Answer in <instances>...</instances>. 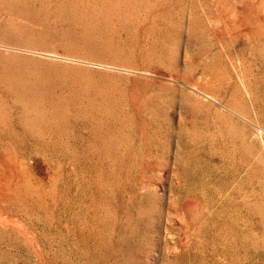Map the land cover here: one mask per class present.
I'll use <instances>...</instances> for the list:
<instances>
[{
    "label": "rangeland",
    "instance_id": "obj_1",
    "mask_svg": "<svg viewBox=\"0 0 264 264\" xmlns=\"http://www.w3.org/2000/svg\"><path fill=\"white\" fill-rule=\"evenodd\" d=\"M263 146L264 0H0V264H264Z\"/></svg>",
    "mask_w": 264,
    "mask_h": 264
},
{
    "label": "bare ground",
    "instance_id": "obj_2",
    "mask_svg": "<svg viewBox=\"0 0 264 264\" xmlns=\"http://www.w3.org/2000/svg\"><path fill=\"white\" fill-rule=\"evenodd\" d=\"M238 17V16H237ZM240 19V18H239ZM242 19V18H241ZM244 20V19H243ZM240 21V20H239ZM40 106V105H39ZM260 129V128H259ZM263 134V133H262ZM258 135V134H257ZM259 136V135H258ZM35 137V136H34ZM260 139H262V138H260ZM240 147H242V146H240ZM264 147V146H263ZM244 149V148H243ZM263 150V149H262ZM240 152V151H239ZM250 152V151H249ZM248 154H250V153H248ZM264 154V153H263ZM3 156H5V155H3ZM12 156V155H11ZM5 159V158H4ZM263 159H264V156H263ZM1 160H2V158H1ZM0 160V161H1ZM6 160V159H5ZM20 160V159H19ZM24 160V159H23ZM245 160V159H244ZM6 162V161H5ZM11 162V161H10ZM26 162V161H25ZM4 163V162H3ZM22 163V162H21ZM24 163V162H23ZM2 164V163H1ZM6 164V163H5ZM11 164V163H10ZM10 164H9V166H10ZM19 165V164H18ZM1 166V165H0ZM12 166H13V164H12ZM20 166V165H19ZM23 167L25 168V165H23ZM22 167V168H23ZM6 169H7V167H5ZM13 168V167H12ZM16 168V167H15ZM2 169V168H1ZM16 170H17V168H16ZM24 171V170H23ZM7 172V171H6ZM10 172V171H9ZM26 173V172H25ZM9 174V173H8ZM14 174V173H13ZM24 174V173H23ZM30 173H28V175H29ZM3 175H4V173H3ZM27 175V174H26ZM26 175H24V176H26ZM32 175V174H31ZM8 177V176H7ZM4 178V177H3ZM31 178V177H30ZM30 178H28V176L27 177H25L24 178V183H23V186H24V189H25V191H28L29 193L30 192H33V191H36V189H35V187H33V183H32V181H31V179ZM34 178V177H33ZM8 179V178H7ZM16 180V179H15ZM20 180V179H19ZM37 180V179H36ZM36 180H35V183H36ZM9 180H7L6 182H8ZM3 182V181H2ZM9 183V182H8ZM8 183H5L6 185L8 184ZM18 183V182H17ZM20 184H21V182H19ZM40 183V182H39ZM4 184V185H5ZM16 184V183H15ZM36 184H38V183H36ZM2 185V184H1ZM9 186V185H8ZM22 186V185H21ZM3 187V186H2ZM15 187H17V186H15ZM1 189V188H0ZM23 189V190H24ZM44 189V188H43ZM2 190V189H1ZM5 191V190H4ZM44 191V190H43ZM38 192H40V191H38ZM45 192V191H44ZM34 193H37V192H34ZM1 194V193H0ZM22 194H24V193H22ZM27 194V193H26ZM32 194V193H31ZM45 194H46V192H45ZM28 195V194H27ZM33 195V194H32ZM24 197H25V195H23ZM36 196V195H35ZM41 196V195H40ZM42 196H43V194H42ZM11 197V196H10ZM9 197V198H10ZM17 197V196H16ZM45 197V196H44ZM1 198H3V197H1ZM14 198H15V196H14ZM42 198V197H41ZM12 199V198H11ZM17 199V198H16ZM25 199V198H24ZM5 201H6V199H5ZM28 201H29V199H28ZM21 202V201H20ZM30 202H33V201H30ZM14 203V202H13ZM17 203V202H16ZM27 203V202H26ZM41 203V202H40ZM42 204H44L43 202H42ZM12 205V204H11ZM14 205V204H13ZM187 205H189V204H187ZM26 207V206H25ZM5 208V207H4ZM10 208V207H9ZM14 208V207H13ZM41 208H42V206H41ZM18 209V208H17ZM11 210V209H10ZM9 210V211H10ZM4 211V210H3ZM24 211V210H23ZM5 215V214H4ZM11 215V214H10ZM9 215V216H10ZM9 216H8V218H9ZM1 217H3L2 215H1ZM11 217V216H10ZM5 218V217H4ZM1 219H3V218H1ZM0 219V220H1ZM12 220V219H11ZM8 221V220H7ZM5 222H6V220H5ZM14 222V221H13ZM10 223V222H9ZM8 223V224H9ZM12 228V227H11Z\"/></svg>",
    "mask_w": 264,
    "mask_h": 264
}]
</instances>
